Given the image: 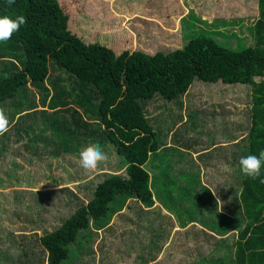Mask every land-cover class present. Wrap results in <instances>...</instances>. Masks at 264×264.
Here are the masks:
<instances>
[{"label":"rangeland","instance_id":"obj_1","mask_svg":"<svg viewBox=\"0 0 264 264\" xmlns=\"http://www.w3.org/2000/svg\"><path fill=\"white\" fill-rule=\"evenodd\" d=\"M122 1L129 5H119ZM228 1L58 0L69 17L72 34L117 54L169 52L181 48L195 34L206 32H221L225 42L243 41L249 46L257 18L249 7L256 9V0L238 3L245 5L241 19L227 6ZM128 30L138 31L137 38L128 36ZM0 46V56L20 57L18 48L8 51L7 45ZM6 57H0V76L20 68L17 61ZM59 71L52 68L44 83L47 98L29 85L26 96L0 106L7 119L6 130L0 133V264H46L40 238L85 206L104 179L126 178L123 160L104 139L95 118L96 101L90 108L94 116H86L78 107L82 102L77 103L70 95L72 103L65 110L71 115L66 120L74 126L71 116H82L84 123L73 139L59 142L51 130L47 131V117L64 109L48 105L53 94L49 82L61 75L64 84L67 81L68 76ZM222 92L220 86L204 88L205 97L199 98L195 109L197 100L192 95L157 111L155 106H147L159 143H190L192 152L205 151L207 163L202 164L197 154L161 149L147 166L155 201L141 205L121 197L111 203L105 219L91 222L87 231L79 233L70 247L69 264H143L141 260L146 258L151 259L148 264H234L237 234L245 225L238 203V161L247 155L249 126L244 119L249 117L251 102L243 99L242 110L227 106L220 98ZM163 104L159 101L157 105ZM191 109L198 114L189 116ZM189 123L204 125L203 132L211 129V134L230 130L209 145L206 139L199 140L187 132ZM30 124H34L31 132L23 133ZM219 125L224 127L220 129ZM237 127L242 131L240 136ZM179 130L181 136L177 135ZM89 145H98L107 158L85 173L79 167V153Z\"/></svg>","mask_w":264,"mask_h":264},{"label":"trees","instance_id":"obj_2","mask_svg":"<svg viewBox=\"0 0 264 264\" xmlns=\"http://www.w3.org/2000/svg\"><path fill=\"white\" fill-rule=\"evenodd\" d=\"M240 1L243 0H229L227 5L239 13L238 19L245 13V5L238 4ZM255 4L256 9L249 7L250 12L257 13L249 46L243 41L225 42L221 32H206L195 34L181 48L169 52L122 51L117 54L98 42L85 43L72 34L69 17L58 0H15L12 5L0 0V15L12 18L23 15L26 19L19 31L2 43L8 46V51L20 50V57L0 56L17 61L20 68L0 76V106L26 96L29 85L47 98L49 92L44 83L50 70L59 68V72L69 79L66 78L64 84L61 75L49 82L53 94L48 105L51 109H64L56 116L47 117L50 122L45 125L47 131L51 130V135L57 136L59 142L72 138L84 123L82 116H71L74 126L66 120L67 115H71V111L65 110L72 103L70 95L77 103L82 102L78 107L86 116H94L90 108L96 101L95 118L104 139L125 165L126 178L111 176L104 179L96 185L92 199L85 206L78 208L56 230L40 238L47 256L46 264H69L70 247L79 233L87 231L91 222L105 219L109 205L121 197L151 205L155 196L147 166L150 158L161 149L182 155L197 154L202 164L207 163L205 151L192 152L190 143L169 146L159 143L157 132L148 119L147 106L153 105L157 111L182 96L192 95L197 100L195 109L199 98L205 97L204 88L220 86L223 91L220 98L227 106L236 105L242 110L244 100L251 102L247 111L249 117L244 119L249 126L247 154L258 155L264 150V0H256ZM119 5L126 7L129 2L127 5L122 1ZM159 101L164 103L160 107ZM194 109L189 116L198 114ZM33 125L22 132L28 134ZM224 125H219L220 129ZM186 127L188 133L206 139L209 145L230 130L211 134V129L203 132L204 125L189 123ZM236 130L240 136L241 129L237 127ZM177 135H182L180 130ZM232 138H236L235 135ZM261 179H264V169L261 177L255 180L240 175L238 203L245 225L237 234L234 264H264V183ZM150 261V258L141 260L143 264Z\"/></svg>","mask_w":264,"mask_h":264},{"label":"clouds","instance_id":"obj_3","mask_svg":"<svg viewBox=\"0 0 264 264\" xmlns=\"http://www.w3.org/2000/svg\"><path fill=\"white\" fill-rule=\"evenodd\" d=\"M8 5L15 3V0H6ZM26 19L23 15L12 18L8 15H0V44L9 41L12 35L19 31L25 24ZM7 119L3 112H0V133L6 130ZM106 154L98 145H89L79 153V167L85 173L96 169L99 164L106 160ZM239 171L245 178L257 179L262 175L264 169V150L258 155L247 154L239 158ZM264 183V179H261Z\"/></svg>","mask_w":264,"mask_h":264},{"label":"crops","instance_id":"obj_4","mask_svg":"<svg viewBox=\"0 0 264 264\" xmlns=\"http://www.w3.org/2000/svg\"><path fill=\"white\" fill-rule=\"evenodd\" d=\"M132 13V12H131ZM110 14H113V12H111V10H110ZM122 15V14H121ZM123 16H125L124 14H123ZM125 18L126 19H129L130 17H127V16H125ZM68 26H69V30H70V23H68ZM139 32L137 31V32H133V31H131V30H128V33H127V35L128 36H130V34H131V36L132 37H135V38H137V34H138ZM78 36H80V35H78ZM83 37H85L84 35H82ZM81 38V37H80ZM82 39V38H81ZM211 148H213V147H211ZM206 152H209V150L207 149L206 150ZM205 154V153H204ZM191 155H194V154H191ZM152 191V190H151ZM240 191V190H239ZM215 198V197H214ZM221 203H223V201L221 202ZM228 217H229V215H227Z\"/></svg>","mask_w":264,"mask_h":264}]
</instances>
